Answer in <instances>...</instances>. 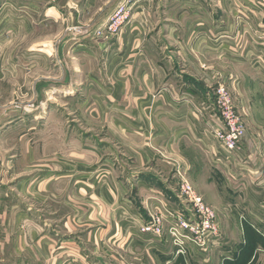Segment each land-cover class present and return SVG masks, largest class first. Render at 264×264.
Returning a JSON list of instances; mask_svg holds the SVG:
<instances>
[{
	"label": "crops",
	"instance_id": "crops-1",
	"mask_svg": "<svg viewBox=\"0 0 264 264\" xmlns=\"http://www.w3.org/2000/svg\"><path fill=\"white\" fill-rule=\"evenodd\" d=\"M47 1L54 3L52 15L63 24L66 18L80 24L82 33L77 39L85 50L79 48L78 53L103 61L99 74L86 71L83 77L80 67L85 63L79 62L75 72L87 83V90L108 95L100 87L101 81L113 83L115 98L132 113L127 121L110 124L101 107L78 106L76 111L87 118L90 129L105 133L107 144L115 147L114 159L127 160V173L117 172L120 164L116 160L111 180L98 186L94 155L88 159L73 152L50 153L43 148L47 146L43 137L37 143L25 132L17 133L25 109L0 108V264H212L215 260L217 264H264V221L258 217L259 223L249 219L235 223V229L241 226L243 230L237 236L232 224L225 227L218 219L221 243L207 255L195 251V257H177L165 242H144L139 233L149 214L157 211L158 202L167 201L170 191L177 192L176 170L186 172L207 203L213 200L211 193L219 201L222 176L210 170L211 157L206 150L203 157L194 142L203 126L197 123L193 132L171 109L180 95L207 90L208 82L214 81L208 66L213 57L220 64L234 56L227 48L235 46L228 41L234 21L229 13L235 0H137L127 6L130 0L121 7L123 0ZM168 2L175 5L168 7ZM129 11L132 19L122 25ZM116 15L122 20L119 38L94 42L95 38L84 37L93 36ZM238 32L240 28H235V37ZM242 58L238 61L246 62ZM204 66L207 68L202 70ZM187 67H194L190 72L199 74L202 82L187 74ZM172 77L177 83L174 87L168 81ZM42 78L34 79L32 87H38ZM164 83L168 89L160 92ZM182 87L188 88L186 93ZM38 109L43 112V103ZM9 114H14L15 122L8 124ZM33 126L28 124V130ZM82 132L80 139L72 138L76 143L100 146L105 142L94 131L96 138ZM3 136L8 153L1 145ZM64 143L65 138L58 144L62 147ZM259 200V204L264 201Z\"/></svg>",
	"mask_w": 264,
	"mask_h": 264
},
{
	"label": "rangeland",
	"instance_id": "rangeland-1",
	"mask_svg": "<svg viewBox=\"0 0 264 264\" xmlns=\"http://www.w3.org/2000/svg\"><path fill=\"white\" fill-rule=\"evenodd\" d=\"M129 1L123 0L119 7ZM136 1H130L127 6H131ZM263 1L258 0L256 3H252L251 0L233 1L229 14L234 21L232 22L233 26L229 27L231 32L228 35L232 39L228 41L233 42L235 46H230L231 48L227 49L230 53H235L234 56L230 57V61L226 60L225 63L221 62L220 64H215V57L212 61L210 56L209 61H212L213 64L208 63L211 73L209 77L214 81L208 82L207 90L205 92L204 89L202 90L204 93L202 91L197 93L198 91L193 90L194 96L188 95V93L180 95L174 100L175 104L171 109L179 117L177 120L183 121L189 128L192 127L193 132L196 130L197 123L205 129L209 124L219 126L217 119L219 115L214 108L216 101L214 89L218 84L223 83L231 95L234 108L244 120L245 137L239 150L234 153L233 162L225 167L217 166L211 162L212 159L209 160L210 170L220 174L222 176L220 178L223 180L222 193L218 195L219 201L216 200V195L211 193L213 200L207 203L190 183L204 204L215 213L219 233L222 226L218 223V219L223 221L225 227L228 223L232 224V232L235 236L240 235L243 231L241 226L235 229V223L243 224V219L257 222L255 217L264 221V201L258 203L259 199L264 200V73L261 70H256L251 64L254 56L251 58L248 56L253 53V49L250 48L252 43L249 32L246 34L244 32L245 21L249 18L253 17L264 21V9L257 13V9L260 8L258 5H261ZM48 2L47 0H0V31H2L0 33V72L2 73L0 76L2 78L0 81V108L3 106L5 109L21 107L28 111V113L26 111L22 113V119L19 122L23 123L17 133L25 132L26 136L35 138L37 143H40L43 137L44 141H47V146L43 147L44 150H48L50 153L60 151H65L67 154L69 152L78 153V155H86L88 159H90L89 156L93 157L94 155L97 159L93 165L96 166L97 172L94 181L98 186H102L111 180L114 165L117 166L116 160L120 164L118 167L120 170L117 172L120 171L124 174L127 173L128 163L124 158L119 162L118 158L114 159L116 153L113 149L115 147L108 145L110 144L108 138L105 139L106 135L100 128L98 130L90 129L87 118L76 112L77 107L83 106L86 109L101 107L104 111L106 110L110 124L116 120L125 122L127 121L125 119L132 118V113L123 105L121 99L115 98L113 83L101 81L100 87L109 91L108 95L98 89L92 93L87 90L85 87L87 83L81 81L75 72L79 62L85 63L83 68L80 67V75L83 77L86 71H96L99 74L103 68V61L92 58L87 53H78L80 43L77 38L82 33L80 24H75L73 19L68 18L63 24L62 19H58L55 14L52 15L54 9L51 7H54V3ZM167 5L168 7L174 6L175 3L168 2ZM126 18L127 20L122 25L131 21L130 11ZM121 22L120 16L117 15L108 18L93 34L94 37L89 34L84 37L95 38L94 42L119 38L122 31L120 29ZM235 28H240L241 31L240 34L237 33V39ZM85 44L87 45V43L83 45ZM246 52L248 55L246 58L249 61L239 62L238 57ZM41 63L43 64L42 71ZM63 65L66 73L65 80H62ZM190 68L194 69V67ZM190 68L187 67L185 70L189 75L193 74L190 72ZM201 68L204 70L207 67ZM191 76H195L201 81L199 74ZM39 77H43L39 79V83L40 81L42 83L38 87L36 86L37 88L32 87L31 83ZM174 80H176L175 77L168 80L173 87L177 84ZM167 85L164 83L159 91L167 90ZM187 89L182 87V92L186 93ZM42 103L43 112L41 113L38 112L40 111L38 107L40 108ZM31 110L34 111L30 112ZM9 116L6 118V123L15 122L14 114H9ZM30 123L34 125L32 131L27 127ZM8 124L7 126H9ZM17 126L20 127V124ZM74 128L77 130L73 131ZM82 131L93 135V138H96L94 135L96 134L106 143L101 142L100 146L88 142L83 143V141L76 143L72 138L80 139L79 136L82 137L85 134ZM133 131L136 132L135 127H133ZM200 133L199 131L198 135ZM194 137L197 138L194 142L201 147L202 156H207L208 152L211 157L209 147L207 149L199 141L200 138ZM64 138L65 143L60 147L58 143L63 142ZM1 140V145L5 146L8 153V143L4 142L5 137L3 136ZM16 149H18V145ZM123 163L126 168L125 172L122 171ZM92 174V176L95 175V173ZM90 178L85 180L90 181ZM93 182L92 184H94ZM169 193H171L168 195L170 198L166 197V200L178 204L186 215H189L190 207L179 198L178 193L173 190ZM147 211L149 212L148 209ZM214 248L216 249V247ZM261 255L264 254L261 253ZM261 260L264 261V257H261ZM212 264H217L216 260Z\"/></svg>",
	"mask_w": 264,
	"mask_h": 264
},
{
	"label": "built area",
	"instance_id": "built-area-1",
	"mask_svg": "<svg viewBox=\"0 0 264 264\" xmlns=\"http://www.w3.org/2000/svg\"><path fill=\"white\" fill-rule=\"evenodd\" d=\"M258 7L264 9V1ZM250 19L245 21L244 32H249L253 53L248 56L246 52L241 60L247 62V56H254L252 66L264 73V21L255 24ZM214 91V108L219 115V126L209 124L206 129L203 128L199 141L207 149L209 147L213 164L226 167L233 162L234 153L239 150L246 126L234 108L226 85L218 84ZM175 177L178 196L190 207V214L186 215L178 204L160 201L157 211L149 214L139 233L144 242H165L177 257H195V251L207 255L209 250L221 243L216 215L193 190L185 171L176 170Z\"/></svg>",
	"mask_w": 264,
	"mask_h": 264
}]
</instances>
